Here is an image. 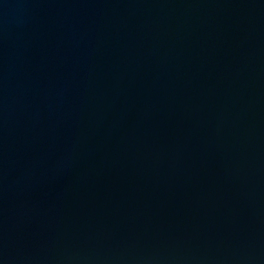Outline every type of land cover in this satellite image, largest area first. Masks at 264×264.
Segmentation results:
<instances>
[{"label":"water","instance_id":"1","mask_svg":"<svg viewBox=\"0 0 264 264\" xmlns=\"http://www.w3.org/2000/svg\"><path fill=\"white\" fill-rule=\"evenodd\" d=\"M0 264H264V0H0Z\"/></svg>","mask_w":264,"mask_h":264}]
</instances>
